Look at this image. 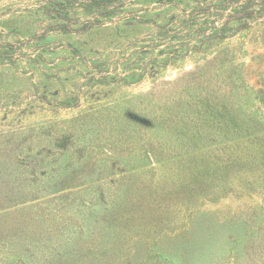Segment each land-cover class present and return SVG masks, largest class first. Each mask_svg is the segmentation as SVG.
<instances>
[{"label": "rangeland", "instance_id": "374dc122", "mask_svg": "<svg viewBox=\"0 0 264 264\" xmlns=\"http://www.w3.org/2000/svg\"><path fill=\"white\" fill-rule=\"evenodd\" d=\"M0 264H264V0H0Z\"/></svg>", "mask_w": 264, "mask_h": 264}, {"label": "trees", "instance_id": "16d2710c", "mask_svg": "<svg viewBox=\"0 0 264 264\" xmlns=\"http://www.w3.org/2000/svg\"><path fill=\"white\" fill-rule=\"evenodd\" d=\"M253 11H249V8L246 9L244 13H242V17L249 18V16H252Z\"/></svg>", "mask_w": 264, "mask_h": 264}]
</instances>
